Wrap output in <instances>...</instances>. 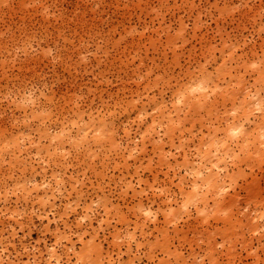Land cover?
<instances>
[{"label":"clouds","instance_id":"clouds-1","mask_svg":"<svg viewBox=\"0 0 264 264\" xmlns=\"http://www.w3.org/2000/svg\"><path fill=\"white\" fill-rule=\"evenodd\" d=\"M250 44L233 63L260 79L227 82L246 98L234 111L211 103L219 61L192 48L138 94L60 112L39 89L29 111L0 125V176L16 181L0 193V264H225L237 250L264 254V160L245 164L234 135L245 113L264 118V52L249 58ZM218 208L236 231L203 227ZM189 221L203 224L189 234Z\"/></svg>","mask_w":264,"mask_h":264},{"label":"rangeland","instance_id":"rangeland-1","mask_svg":"<svg viewBox=\"0 0 264 264\" xmlns=\"http://www.w3.org/2000/svg\"><path fill=\"white\" fill-rule=\"evenodd\" d=\"M262 26L264 0H0V125L10 127L8 117L29 111L41 88L49 89L60 112L92 106L99 98L138 94L154 71L188 48L206 53L209 63L219 61L221 82L211 103L234 111L246 98L227 91V82L254 77L236 67L233 53L246 40L256 44L244 50L249 58L264 52ZM246 87L241 84V90ZM245 115L246 122L234 131L240 141L236 151L243 149L244 163L258 167L264 160V118L258 112ZM14 183L0 176V193ZM202 224L189 221L186 232ZM203 227L221 234L237 230L223 208ZM262 259L264 254L237 250L225 264Z\"/></svg>","mask_w":264,"mask_h":264}]
</instances>
